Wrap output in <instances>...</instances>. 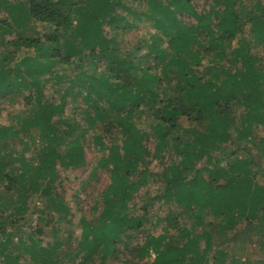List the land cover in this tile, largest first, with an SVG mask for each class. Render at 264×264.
Here are the masks:
<instances>
[{
	"label": "trees",
	"instance_id": "16d2710c",
	"mask_svg": "<svg viewBox=\"0 0 264 264\" xmlns=\"http://www.w3.org/2000/svg\"><path fill=\"white\" fill-rule=\"evenodd\" d=\"M134 1L144 9L133 10L123 0H26L11 10V4L0 0V10L8 8L5 13L9 14L0 17V118L7 107L20 105L16 112L6 111L8 123H0V233L4 237L0 264H19L21 256L24 264H62L60 250L71 264H77L76 259L78 264H92L96 259L97 264H264V255L251 260L246 251L237 256L227 246L247 248L264 237V180L257 187L261 199L236 206L220 200L209 185L199 186L194 181L198 178L195 172L204 173L200 175L204 183L221 178L224 167L242 171L243 167H227V155L214 153L226 148L232 157L241 155L262 166L260 177L264 175V134L256 133L264 131V83L258 86L261 110L253 108L248 87H243L245 97L238 96V102L215 108L232 123L240 120V132L230 146L213 141L212 129L209 133L199 131V126L205 125L204 108L197 105V93L190 92H200L211 84L202 77L204 72H220L213 68L215 61L220 69L230 66V60L241 62V53L235 51L243 43L248 48L254 39L255 46H264V0H211L204 12H199L192 0H171L181 8L176 7L180 10L176 23L162 14L166 0ZM116 6L124 12H115ZM10 14L15 21L18 15L33 19L49 31L42 38L28 37L10 25ZM142 17L150 23L146 21L147 37L124 38L123 33L138 28L134 19ZM243 19L249 24L247 34L239 23ZM237 21L238 32L230 26ZM7 32L14 33L13 39L2 38ZM19 50L22 56L17 57ZM139 59L145 60L141 71ZM57 63L62 72L56 70ZM65 68H77V75L68 77ZM22 89L28 91L25 96ZM230 94L235 99V93ZM142 115L150 121L149 129L140 122ZM254 122L260 124L255 126L257 130L250 129ZM147 130V137H154L155 159L169 156L171 146L180 154L178 163L162 161L164 171L152 173L164 182L154 201L168 208L165 216L156 215L155 224L163 228L156 236L147 232L152 199L141 207V214H133V204H129L148 171L144 167L132 181L139 163L144 162L143 155L151 154L142 143ZM20 132L28 133L32 141L33 132H37L44 143L38 164L25 156L24 149L30 145L19 137ZM201 137L205 145H201ZM17 141L22 149L13 147ZM90 146L106 151L98 166L109 167L110 177L102 190L99 216L81 218V234L73 250L68 246L73 213L64 201V191L55 186L59 177L55 166L60 160L72 168L86 167V147ZM39 198L41 206L34 203ZM33 216L28 243L19 239L15 255L7 248L12 229H20L18 223L29 222ZM54 219L65 223L61 241ZM47 227L53 229L51 239L46 238ZM62 241L66 247L59 250ZM79 252L83 254L79 256ZM147 255L150 262L143 261Z\"/></svg>",
	"mask_w": 264,
	"mask_h": 264
},
{
	"label": "rangeland",
	"instance_id": "374dc122",
	"mask_svg": "<svg viewBox=\"0 0 264 264\" xmlns=\"http://www.w3.org/2000/svg\"><path fill=\"white\" fill-rule=\"evenodd\" d=\"M8 4H11V10H16V7H14V4H18L19 2H24L26 0H5ZM126 4L130 5V8L133 10H140L141 8L144 9V6H137V3L134 0H123ZM249 1V0H244ZM194 6L197 8L199 12H204L207 11L210 7L211 0H192ZM5 6V5H4ZM178 7L181 9L178 5L173 4L171 0H166L165 1V7L162 9V14L163 16L173 22L176 23L177 20H174V18L177 16V12H179V9H176ZM8 8L5 9V12H7ZM115 12L121 13L124 12L123 9L119 6L114 7ZM3 12V9L0 10V17L5 16L8 13ZM11 15V14H10ZM19 17L16 19L18 21H15L14 18L9 17L10 19V25L14 28L19 27L20 30L23 31V33L28 36V37H39L42 38L44 35H46L49 31V29H46L43 27L42 24L37 23L33 19L26 18L24 16L18 15ZM129 18L131 17L130 15L128 16ZM20 18V19H19ZM149 23L148 20H145V18L141 19H134L135 26H137V29H132L130 32L126 31L123 33L122 36L124 38L134 41V39L143 36L147 37L146 32V26L147 23ZM244 21V22H243ZM16 22L19 23V25H16ZM194 22V21H193ZM240 25L243 27V32L244 34H247V30L249 27V24L247 23V20L243 19L239 21ZM239 23H232L233 25L230 26H235L236 32L239 31ZM150 24V23H149ZM104 30L109 29V25L107 23L103 24ZM13 29V28H12ZM17 29V28H16ZM18 31V30H17ZM2 31L0 30V33ZM248 36V35H247ZM255 36V35H254ZM14 33L7 32L3 34L2 38L4 40H10L13 39ZM1 38V36H0ZM254 38V37H252ZM225 41V40H224ZM223 41V42H224ZM249 41V40H248ZM250 45L247 46L245 43H243V46H240L238 50L239 53H241L243 60L239 62L238 64H233L230 61V66H225L224 69H220V64H215L218 63V61H215L213 65L214 70L220 71L219 73L213 72L208 74L207 72L203 73V80H210L211 84H208L205 86L200 92L199 89H197V92L195 89H191L190 92L197 93L198 96V106H203L204 108V124L203 126H199V131L204 130L203 132L209 133V130L212 129L213 135L210 136L211 139L216 142H220V145L223 144L226 146H230L234 141H236V133L240 132L238 130L240 128V120H235L232 123V119H225L224 114H217L215 111V108L220 105V106H226L228 104L231 105L233 102H238L240 98H237L238 96L240 97H245L243 95L244 88L243 87H248V93H250V101L253 104V108L255 110H261L263 107V102H262V95L258 92V86L259 83H264V76H263V71H264V46L258 47L259 45L255 46V40L252 39L250 41ZM1 45V44H0ZM254 45V46H253ZM1 52V51H0ZM234 53V55H235ZM1 54V53H0ZM233 54V53H232ZM16 56L20 57L22 56V51H17ZM205 57V62L208 63L209 57L207 58V55ZM141 59L138 60V65L140 68V71L145 68V60H141V63H139ZM100 63H102L100 61ZM2 65V59L0 58V66ZM61 64L56 65V70L59 72H62ZM137 73H139L138 68H136ZM66 75L68 77L76 76L77 75V68H73L71 71L68 68H65ZM160 74V73H159ZM217 74L220 76L218 78ZM44 74H42L43 76ZM48 75L45 74L44 78H46ZM52 80H49L51 82ZM233 86L236 87V89H233ZM131 88H135L134 85H131ZM184 89L187 91V88L184 87ZM224 89L227 92H224ZM63 86L60 87V92H62ZM262 90V89H261ZM234 91V92H233ZM44 92L47 93L48 90L44 88ZM223 92V93H222ZM230 92L235 95V99H232ZM22 96H25L28 91L26 89H22L21 91ZM219 93L220 95H218ZM217 94V95H216ZM237 98V99H236ZM231 99V100H230ZM81 102V99H80ZM237 104V103H236ZM28 107V106H27ZM20 108L19 104H14L13 106L7 107L5 111H2V117L0 118V123H8L10 120V117H6V111H11V112H16L17 109ZM202 111V112H203ZM79 118V116H78ZM232 118V117H231ZM54 120L57 119V116L53 117ZM140 122H142L144 126V129H149L150 126L148 127V124L150 121L148 120L145 115L141 116ZM181 122V121H180ZM182 122L185 124L186 121L183 119ZM260 125L259 123L254 122L250 126V129H255V126ZM142 126V125H141ZM142 126V127H143ZM242 129V128H241ZM158 129H156L157 132ZM253 130V131H254ZM144 132V138H143V145H146L149 149L151 154H146L143 155L144 162L139 163L137 167V172L134 173L132 176V181H135L139 177V172L141 171L144 167H148V171L146 172V178H145V183L141 186H139L138 191L134 192L132 195V198L129 202V204H133V209L131 212L133 214H141L143 213L144 209H141V207L147 202V200L152 199V203L150 204L151 208V213L150 214V223L147 228V232L149 233L150 236H156L162 231V227L160 225L155 224V219L156 215L158 216H165L166 213L168 212V208L166 207L165 204H162L161 201L159 200L154 201L155 197L157 195H160L163 191V180L160 181L159 178H157L154 173L155 171H159L160 173L163 170L164 166L162 161H165L164 164H171L173 162L174 164L178 163L180 154L176 151V148L174 146H171L169 148V156H167L164 160H160L159 158H154L152 156V148L154 146V137L152 139H149L146 135V132L148 131H143ZM243 131H241V134ZM256 133H263L264 131H256ZM28 134V133H27ZM26 133L20 132L19 137H23L26 139V141L29 143L30 147L28 149H24V153L26 157H30L32 162L34 164H38L41 152L44 148V143L39 140L37 137V132H33V141L29 139V136ZM253 134V133H252ZM261 136V135H260ZM260 136L258 138H260ZM204 137V136H203ZM203 137L199 138V141L201 140L202 144H206V140L203 139ZM243 143H245L243 141ZM248 146H251L252 142H247ZM168 146V145H167ZM13 147H16L17 149L20 148L22 149L20 143L18 141L16 142ZM87 148L86 147V159H87V165L86 167H77V168H72L71 166H67L63 164V161H57L55 170L57 171L59 177L57 178V181L55 183V186L57 188L61 187V189L64 191V201L68 204L69 210L71 211L72 216H71V227L73 229V235L70 241H68V246L71 247V249L75 250L77 249V241L79 238V235L81 234V229H82V223H81V218L84 217L86 219L93 218L99 216V209H100V203L102 202V190L105 188V186L109 182V167L102 168L98 166V159L105 155L106 151H100L96 147ZM169 147V146H168ZM58 150L62 152L59 147ZM166 149L164 148V152ZM230 150V148L226 149H221L218 151H215L214 153L217 155H227L226 160L227 164L235 165L237 167H243L241 172H235L233 168L235 167H230V168H223L225 172H222V177L217 178L216 181L214 182H209V180H205L204 183L201 181L200 175H204L203 172H195L197 175V180L196 185L198 184L199 186H207L211 187L217 194V197L220 200H225L227 202H231L236 206V204H243V203H252V201H256L258 199H261L260 192L258 191L259 194L257 193V187L260 185V182H263L262 179L264 180V175L260 177V175L263 172V167L260 166L259 164H253L250 162V159L244 158L243 156H235L232 157V153H226L225 151ZM38 151V152H36ZM231 151V150H230ZM15 153V152H14ZM63 160L65 161L66 158L64 157ZM262 163H264V157H261ZM170 162V163H169ZM246 165V166H245ZM199 167H202L201 165ZM229 167V165H227ZM257 171L258 176H256V172L254 173L255 170ZM261 172V173H260ZM216 174V171H215ZM236 174H239L238 176ZM1 188V187H0ZM1 190V189H0ZM35 205L41 206L42 200L36 199L34 202ZM76 203H78L76 205ZM94 205L98 207V210H94L93 207ZM77 206H80V210H77ZM251 208L249 207V211ZM237 214V213H236ZM53 215L56 217L58 214L53 211ZM148 216V213H147ZM54 217V218H55ZM149 217V216H148ZM34 218L35 216L32 217L31 221H27L23 223V221H20L18 223L19 228L13 227L12 232H13V238L12 242L8 245V249L11 250L15 255L18 253V250L20 248L19 244V239H24V244L28 243L26 235L28 234L29 231L33 230L34 227ZM53 226L54 228L57 227V237L61 241V236L64 234V222L58 221V220H53ZM189 223V222H187ZM15 226V225H13ZM51 233H53V229L47 227L46 228V238L51 239ZM143 235H140V238H142ZM56 238V237H55ZM4 237L0 233V241H3ZM65 241V240H64ZM62 241L61 246L59 247L60 249H64L66 247L65 244H63ZM42 245L45 244V242H41ZM201 247H203V240L200 241ZM230 243V242H229ZM228 248H230V251H233L234 253L237 254V256H240L243 251L247 252L249 258L251 260L260 258L261 256L264 255V237L261 239V241L258 242H252L251 246L249 247H243L242 245L239 244H234V245H229ZM4 246H1L0 249L2 250ZM79 256L83 252H79ZM59 254L61 256V263L62 264H71L70 260L66 259L65 256H63L62 250L59 251ZM153 254L151 253V257ZM244 259L245 257H241ZM24 256H21L18 261L19 264H24ZM149 255L145 256L143 258V261L150 262ZM97 259L93 261L92 264H97ZM75 263L78 264V259H76ZM103 264H110L109 262H104ZM119 264V263H118Z\"/></svg>",
	"mask_w": 264,
	"mask_h": 264
}]
</instances>
